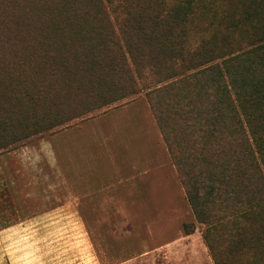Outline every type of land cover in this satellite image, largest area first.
Listing matches in <instances>:
<instances>
[{
  "label": "trees",
  "instance_id": "16d2710c",
  "mask_svg": "<svg viewBox=\"0 0 264 264\" xmlns=\"http://www.w3.org/2000/svg\"><path fill=\"white\" fill-rule=\"evenodd\" d=\"M143 91L214 263L264 264V0H0V151Z\"/></svg>",
  "mask_w": 264,
  "mask_h": 264
},
{
  "label": "rangeland",
  "instance_id": "374dc122",
  "mask_svg": "<svg viewBox=\"0 0 264 264\" xmlns=\"http://www.w3.org/2000/svg\"><path fill=\"white\" fill-rule=\"evenodd\" d=\"M48 144L82 161L86 183L55 171L54 206L40 195L24 218L9 182L28 148L46 172ZM186 223L196 220L145 91L0 151V264H215L205 226L186 235Z\"/></svg>",
  "mask_w": 264,
  "mask_h": 264
},
{
  "label": "crops",
  "instance_id": "0c3cea01",
  "mask_svg": "<svg viewBox=\"0 0 264 264\" xmlns=\"http://www.w3.org/2000/svg\"><path fill=\"white\" fill-rule=\"evenodd\" d=\"M43 149L46 153L44 158L46 160L45 162L47 166L46 172L40 168V163L43 161L41 156L28 159V153L34 154V152L28 148L24 150L22 155H19L21 158L20 164L22 165V168L15 171L14 175L16 178L12 180V183L9 182L10 187H14V200L16 203L15 206L17 207V211H19L23 216L24 208L38 209V197H40V195L43 198L41 201L44 205H46V207L54 206V194L51 193L54 192V175L56 173L59 179L60 177H62V179H60L61 184H72L71 177H78L77 183H86L87 174L85 173L86 171L84 170V166L81 163L82 161L78 163H71V161L61 162L58 154L59 150L58 147L56 148L55 144H48L47 146L43 147ZM75 167H77V170L75 169ZM71 168L74 169V172L72 173L70 172ZM67 170L69 171V173L67 172ZM40 176H42L43 178H40ZM39 188H41V190H39ZM69 190L73 191L72 188H70ZM74 196L75 194L70 196L67 200H71L72 198H74ZM27 201L30 204H28ZM30 214H33L32 211H30ZM25 217L26 216H24V218ZM37 217L38 215L29 219L30 222L33 221L32 219H36ZM20 223L24 224L25 221H20Z\"/></svg>",
  "mask_w": 264,
  "mask_h": 264
}]
</instances>
